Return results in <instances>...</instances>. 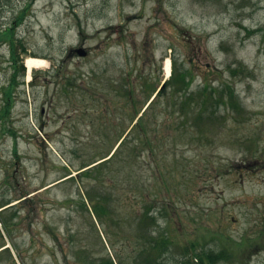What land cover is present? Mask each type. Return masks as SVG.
Returning <instances> with one entry per match:
<instances>
[{
	"label": "rangeland",
	"instance_id": "rangeland-1",
	"mask_svg": "<svg viewBox=\"0 0 264 264\" xmlns=\"http://www.w3.org/2000/svg\"><path fill=\"white\" fill-rule=\"evenodd\" d=\"M7 25L0 264H143L150 243L168 264H264V244L249 251L264 239V0H0ZM28 55L48 60L5 94ZM203 78L221 100L200 95ZM164 81L171 106L156 100L114 163L80 173Z\"/></svg>",
	"mask_w": 264,
	"mask_h": 264
},
{
	"label": "trees",
	"instance_id": "trees-1",
	"mask_svg": "<svg viewBox=\"0 0 264 264\" xmlns=\"http://www.w3.org/2000/svg\"><path fill=\"white\" fill-rule=\"evenodd\" d=\"M14 68L16 69V71H19V70H22V68H23V72H24V70H25V67L24 66H22V65H17V64H15L14 63ZM15 77H16V74L14 73V79H15ZM184 81H185V79H183ZM204 86L201 88V91H200V95L203 97V96H205L206 94H208V98L209 99H212L213 98V96L215 95V98L217 99V100H221V97H220V95L218 94V93H216V91L214 90V86H211V83L209 82V83H207V79H205L204 78ZM207 90H209V91H207ZM205 112V111H204ZM144 117V116H143ZM143 117L141 118V119H143ZM139 124V123H138ZM140 124H141V121H140ZM125 142V141H124ZM123 142V143H124ZM122 145V144H121ZM121 147V146H120ZM142 198L144 199V201L145 202H147V197H145V196H142ZM145 211H144V215H145V221H147V220H149V217H148V215H149V213H150V211H151V209L152 208H155V206L153 205V204H151V203H149V204H147L146 206H145ZM3 222H5L4 221V219H3ZM181 264H184V263H181Z\"/></svg>",
	"mask_w": 264,
	"mask_h": 264
},
{
	"label": "bare ground",
	"instance_id": "bare-ground-1",
	"mask_svg": "<svg viewBox=\"0 0 264 264\" xmlns=\"http://www.w3.org/2000/svg\"><path fill=\"white\" fill-rule=\"evenodd\" d=\"M45 63H47V60H45L43 58H37V57H33V56H29L26 58V65L28 67L29 73H31L33 68H41ZM170 64H171V60H170V58H167L165 61V68H166L168 73L170 72ZM30 77H31V75H30Z\"/></svg>",
	"mask_w": 264,
	"mask_h": 264
}]
</instances>
